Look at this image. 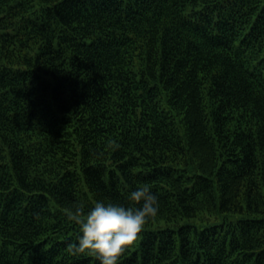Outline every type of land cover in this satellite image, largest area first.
Masks as SVG:
<instances>
[{"label": "trees", "instance_id": "1", "mask_svg": "<svg viewBox=\"0 0 264 264\" xmlns=\"http://www.w3.org/2000/svg\"><path fill=\"white\" fill-rule=\"evenodd\" d=\"M142 186L118 264H264V0H0V264Z\"/></svg>", "mask_w": 264, "mask_h": 264}, {"label": "clouds", "instance_id": "2", "mask_svg": "<svg viewBox=\"0 0 264 264\" xmlns=\"http://www.w3.org/2000/svg\"><path fill=\"white\" fill-rule=\"evenodd\" d=\"M129 198L136 204L142 202V207L125 208L96 202L87 213L82 204L69 211L68 220L79 226L82 235L78 244L68 245V252L72 255L87 253L100 264H118L119 258L138 240L147 220L158 212L157 197L148 186L133 191Z\"/></svg>", "mask_w": 264, "mask_h": 264}]
</instances>
